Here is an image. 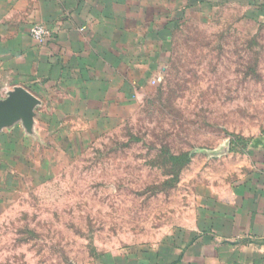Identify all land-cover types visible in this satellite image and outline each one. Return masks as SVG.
Instances as JSON below:
<instances>
[{"label": "rangeland", "instance_id": "1", "mask_svg": "<svg viewBox=\"0 0 264 264\" xmlns=\"http://www.w3.org/2000/svg\"><path fill=\"white\" fill-rule=\"evenodd\" d=\"M172 42L160 81L121 123L8 170L0 264H94L167 243L235 178L246 144L264 137V23L221 6Z\"/></svg>", "mask_w": 264, "mask_h": 264}, {"label": "crops", "instance_id": "2", "mask_svg": "<svg viewBox=\"0 0 264 264\" xmlns=\"http://www.w3.org/2000/svg\"><path fill=\"white\" fill-rule=\"evenodd\" d=\"M221 6L264 23V0H0V98L20 86L39 100L30 129L17 121L0 130V189L26 153L72 151L121 123L163 74L175 31ZM33 24L49 32L40 44ZM239 156L235 178L212 186L172 240L94 264H264V137Z\"/></svg>", "mask_w": 264, "mask_h": 264}, {"label": "water", "instance_id": "3", "mask_svg": "<svg viewBox=\"0 0 264 264\" xmlns=\"http://www.w3.org/2000/svg\"><path fill=\"white\" fill-rule=\"evenodd\" d=\"M39 100L29 91L20 86H13L0 98V130L21 121L30 129L33 125L35 108Z\"/></svg>", "mask_w": 264, "mask_h": 264}, {"label": "built area", "instance_id": "4", "mask_svg": "<svg viewBox=\"0 0 264 264\" xmlns=\"http://www.w3.org/2000/svg\"><path fill=\"white\" fill-rule=\"evenodd\" d=\"M29 33L31 38L39 44L42 43L49 34L48 30L41 24H33ZM159 81L160 77L156 76L150 80V84L155 85ZM7 91L8 89H5L4 92L6 93Z\"/></svg>", "mask_w": 264, "mask_h": 264}, {"label": "trees", "instance_id": "5", "mask_svg": "<svg viewBox=\"0 0 264 264\" xmlns=\"http://www.w3.org/2000/svg\"><path fill=\"white\" fill-rule=\"evenodd\" d=\"M173 37H174V35H173ZM172 39H173V38H172ZM233 143H235V141H233ZM247 144H248V143H247ZM247 144H246V146H245V147H247ZM104 257H105V256H104ZM104 257H103V258H104ZM103 258H102V259H103ZM100 260H101V259H100Z\"/></svg>", "mask_w": 264, "mask_h": 264}]
</instances>
